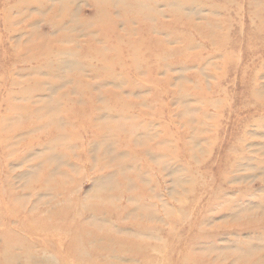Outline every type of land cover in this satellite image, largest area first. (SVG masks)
<instances>
[{"label": "rangeland", "instance_id": "1", "mask_svg": "<svg viewBox=\"0 0 264 264\" xmlns=\"http://www.w3.org/2000/svg\"><path fill=\"white\" fill-rule=\"evenodd\" d=\"M0 264H264V0H0Z\"/></svg>", "mask_w": 264, "mask_h": 264}]
</instances>
